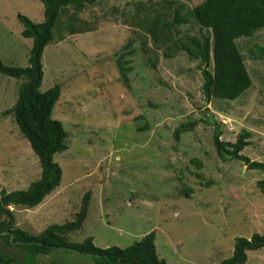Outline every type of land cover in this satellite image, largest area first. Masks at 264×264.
<instances>
[{
	"label": "rangeland",
	"instance_id": "374dc122",
	"mask_svg": "<svg viewBox=\"0 0 264 264\" xmlns=\"http://www.w3.org/2000/svg\"><path fill=\"white\" fill-rule=\"evenodd\" d=\"M203 1L98 0L79 14L88 32L47 46L40 89L62 87L53 119L67 131L68 149L54 158L63 170L61 185L37 207H12L19 228L40 234L73 221L90 193L83 228L69 235L73 243L92 237L99 248H126L154 232L167 264H220L233 255L237 238L264 233V195L257 186L264 174L223 161L213 143L215 123L226 142L246 130L251 137L242 154L264 162V58L256 53L264 47V29L237 40L253 84L234 101L207 99L206 64L183 50L167 56L168 44L155 43L147 30L163 8L170 7V23L180 5L184 13ZM19 14L41 23L44 6L0 0V58L27 67L32 39L22 36ZM177 28L180 41L204 34L192 18ZM119 60L130 61L127 82ZM23 82L0 74V188L8 192L27 189L42 171L13 111ZM192 121L197 126L177 139L176 129ZM0 250L22 256L17 244L2 239ZM39 264L94 263L54 248ZM246 264H264V248L248 251Z\"/></svg>",
	"mask_w": 264,
	"mask_h": 264
},
{
	"label": "trees",
	"instance_id": "16d2710c",
	"mask_svg": "<svg viewBox=\"0 0 264 264\" xmlns=\"http://www.w3.org/2000/svg\"><path fill=\"white\" fill-rule=\"evenodd\" d=\"M44 6V20L33 22L29 17L19 14L18 20L23 25L22 36L32 39V47L27 67L8 66L0 58V74L10 78L24 79L18 90L17 101L13 107L17 125L41 164V177L32 182L25 190L8 192L0 188V239L8 246L17 244L21 249L20 258L0 250V264H39L41 256H48L54 248L69 249L93 258L94 264H167L160 259L155 245L154 232L144 236L126 248H99L94 239L89 237L81 243H73L69 235L81 230L87 218L90 206V193L83 199L73 221L65 224H53L40 234H32L16 224L12 207L34 208L54 192L62 182L63 170L54 158L68 149V133L62 122L53 119V111L61 97L62 87L57 84L42 92L44 78L43 55L47 46L54 41H64L67 35L86 33L90 29L80 22L79 14L98 0H40ZM172 2L169 3V5ZM185 5H180L174 12V21L168 23L169 9L163 8L158 19L152 20L147 30L152 33L155 43L168 44L167 56L171 49L183 50L194 59H201L206 68H202L203 91L207 99L234 101L247 92L252 84L245 59L237 40L252 38L264 29V0H204L193 9L182 13ZM70 8L74 11L70 12ZM190 18L199 24L204 34L200 37L186 35L183 41L176 38L177 26L189 23ZM180 35V34H179ZM131 46V45H128ZM264 58V47H257L256 52ZM130 61L119 60V69L128 81ZM212 66V70L209 67ZM197 121L187 122L176 129L177 139L192 131ZM223 133L215 123L213 143L223 161L243 162L248 169L264 174V162L251 160L242 154L249 145L250 133L246 130L239 134L235 142L222 140ZM197 162L198 166L201 163ZM201 176V175H200ZM264 195V180L257 183ZM8 232L7 235L3 233ZM13 236L12 242L10 241ZM264 248V233L254 234L251 238H237L233 255L220 264H246L247 252Z\"/></svg>",
	"mask_w": 264,
	"mask_h": 264
},
{
	"label": "water",
	"instance_id": "95a60500",
	"mask_svg": "<svg viewBox=\"0 0 264 264\" xmlns=\"http://www.w3.org/2000/svg\"><path fill=\"white\" fill-rule=\"evenodd\" d=\"M4 235H7L8 234V232H5V233H3ZM12 239H13V236H11V239H10V241L12 242ZM77 253H80V252H77Z\"/></svg>",
	"mask_w": 264,
	"mask_h": 264
}]
</instances>
